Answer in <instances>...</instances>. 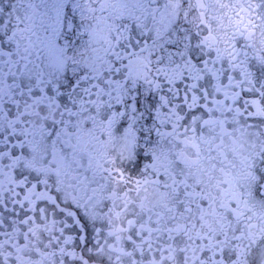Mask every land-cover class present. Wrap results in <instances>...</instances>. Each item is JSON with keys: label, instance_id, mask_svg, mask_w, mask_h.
I'll list each match as a JSON object with an SVG mask.
<instances>
[{"label": "snow or ice", "instance_id": "1", "mask_svg": "<svg viewBox=\"0 0 264 264\" xmlns=\"http://www.w3.org/2000/svg\"><path fill=\"white\" fill-rule=\"evenodd\" d=\"M0 264H264V0H0Z\"/></svg>", "mask_w": 264, "mask_h": 264}]
</instances>
